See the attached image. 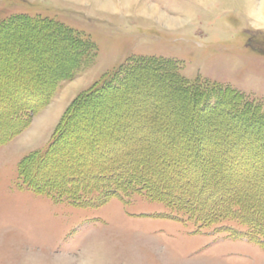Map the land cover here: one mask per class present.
<instances>
[{
    "label": "rangeland",
    "instance_id": "obj_1",
    "mask_svg": "<svg viewBox=\"0 0 264 264\" xmlns=\"http://www.w3.org/2000/svg\"><path fill=\"white\" fill-rule=\"evenodd\" d=\"M101 1L0 0V264H264V0Z\"/></svg>",
    "mask_w": 264,
    "mask_h": 264
},
{
    "label": "trees",
    "instance_id": "obj_2",
    "mask_svg": "<svg viewBox=\"0 0 264 264\" xmlns=\"http://www.w3.org/2000/svg\"><path fill=\"white\" fill-rule=\"evenodd\" d=\"M167 78H170L169 75L166 76ZM174 86V85H173ZM119 87V86H118ZM173 88V87H170ZM174 88L179 89L180 93H187V91L183 90L181 87L174 86ZM108 89V88H107ZM220 97H223V101L227 102L230 100H236L240 101L241 98L239 96H233V93L231 91H228L227 89H223L217 93ZM199 98V95H196L191 98L190 100L197 104V99ZM223 102V103H224ZM219 105V102L217 101L214 105H207V108H214L217 109ZM224 105V104H223ZM244 107L245 103L240 104ZM248 105V104H247ZM246 105V106H247ZM223 108V107H222ZM248 109V106L246 107V110ZM236 111L237 108H236ZM239 112H242V110L239 108ZM2 137V136H1ZM49 151H46L44 154L40 155L37 157L36 161L45 162L47 159V154ZM35 161V162H36ZM119 163V162H118ZM143 168V167H142ZM141 168V169H142ZM125 172V173H124ZM22 177L24 178V183L31 188L36 187V185L32 182V179L28 177L24 172L20 173ZM68 175V172H67ZM122 176H125L122 178ZM55 177V176H54ZM60 177V176H59ZM145 177V178H143ZM77 178V177H76ZM79 178V177H78ZM124 179V186L122 185L123 182L121 180ZM143 180V181H142ZM145 181V182H144ZM147 181H152L150 178L149 180L145 176V172L143 173V170L141 173H136L134 174L132 171L127 172V169H124V171L116 172V173H105V174H100L97 176L95 180L92 181H87L85 182L84 180L82 181H76V182H69V181H62V179H59L58 181L56 178H51L41 180V183L39 186L44 188L45 192L58 196L60 199H67L72 203L78 204V205H87V206H93V205H98L103 203L104 201L108 200L110 197L117 195L119 191H125L124 189L127 188H132V187H141L147 189L145 184H148ZM91 182V184H90ZM71 183V184H69ZM87 183V184H86ZM92 188V189H90ZM55 193H53V192ZM92 192H96L95 196H92L91 198L88 197V195ZM149 192V190H148ZM189 206H195L201 208L198 203L195 202H189ZM229 205V203H228ZM227 208V207H226ZM202 209V208H201ZM224 208H221L213 213H210V215H206L205 211L202 209L201 213L203 214L205 219H207L209 222L212 220H217L221 216V213L224 214ZM241 210V211H240ZM239 211L241 214L244 213L248 217V219H251V223L254 221V219L257 220V222L261 223L262 226H264V215L262 213H259V211L255 210H249L247 206L239 204ZM261 226V227H262ZM264 230V229H263ZM262 231V229L260 230ZM263 233V231H262ZM262 234H257L258 237H261ZM255 239V238H254Z\"/></svg>",
    "mask_w": 264,
    "mask_h": 264
},
{
    "label": "bare ground",
    "instance_id": "obj_3",
    "mask_svg": "<svg viewBox=\"0 0 264 264\" xmlns=\"http://www.w3.org/2000/svg\"><path fill=\"white\" fill-rule=\"evenodd\" d=\"M107 0H102L99 4H103L104 6L106 5V4H108L107 2H106ZM128 1V0H127ZM178 179V178H177Z\"/></svg>",
    "mask_w": 264,
    "mask_h": 264
},
{
    "label": "crops",
    "instance_id": "obj_4",
    "mask_svg": "<svg viewBox=\"0 0 264 264\" xmlns=\"http://www.w3.org/2000/svg\"><path fill=\"white\" fill-rule=\"evenodd\" d=\"M118 10H122V9H120V7H119ZM124 10H125V9H124ZM124 10H123V11H124Z\"/></svg>",
    "mask_w": 264,
    "mask_h": 264
}]
</instances>
